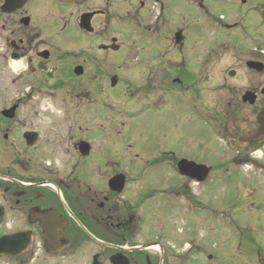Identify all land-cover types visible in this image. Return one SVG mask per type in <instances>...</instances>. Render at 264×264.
I'll return each mask as SVG.
<instances>
[{"label": "flooded vegetation", "instance_id": "obj_1", "mask_svg": "<svg viewBox=\"0 0 264 264\" xmlns=\"http://www.w3.org/2000/svg\"><path fill=\"white\" fill-rule=\"evenodd\" d=\"M6 1L0 0V239H16L1 249L3 254L12 255H2L0 264H264V213L260 209L255 212L254 224L262 230L255 231L253 241L230 244V254L219 257L207 248H196L188 239L181 247L175 232L168 231L167 222L157 223L156 235L149 237L150 226L143 210L149 200L162 198L156 202L160 214L170 213L168 209L163 212L160 204H165L172 208L173 219L180 214V198L189 215L205 208L209 198L204 200L194 192L195 186L205 187L209 179L197 183L180 174L181 161L203 164L194 158L191 149L180 151L172 134H166L163 143L162 139L153 146L146 145L138 141V127L132 125L133 114L147 118L144 125L150 117L156 118L163 105L171 102L168 96L173 95V102L182 108L177 96L189 89L185 87L191 82L187 73L196 76V82H204L194 95L210 123L213 113L209 97L200 100L201 92L210 83L209 63L185 69L196 58L188 30L176 27L165 39L170 44L168 52L174 55L171 68L176 75L167 74L160 65L148 66L146 56L144 62L137 64L140 68L136 66L134 73L130 72L124 81L132 97L128 98L129 109L125 113L129 118L117 128L116 113L100 110L107 103L115 106L112 92L117 85L110 83L107 89H100L104 81L96 69L90 72V64L101 59L97 50L103 51L107 59L121 50L113 49L115 38H111V45L100 48L64 47L60 42L67 38L66 30L72 26L85 37L93 36L80 28V18L86 13L101 12L93 17L92 26L97 18L110 22L111 5L106 10L82 13L72 25L66 24L64 16L57 19L55 14L50 15L49 23L35 21L37 10L40 16L51 14L45 12V7L60 9L63 0H29L13 13L3 10ZM74 1L78 5L84 2ZM124 1L131 8V20L136 18L131 17V12L138 11L137 6L142 11L153 3L163 11L164 1L172 2ZM187 3L209 17L208 0ZM242 4L245 6L246 2ZM246 13L264 18L258 4L251 5ZM59 23L63 25L60 31ZM237 25L224 27L233 31ZM43 34L53 38L57 35L55 41L59 39L60 46L49 45ZM14 64L20 67L15 69ZM77 68L83 69L80 76L75 74ZM136 76L139 79L133 80ZM138 93L144 97L135 99ZM246 93L256 96L253 105L243 101ZM107 97L114 102H105ZM258 103L261 110L253 111L251 128L242 123L233 126L235 118L229 113L223 118L225 142L239 148L245 146L249 152L244 158L234 156V164L241 161L264 166V89L260 95L255 89L247 90L227 107L234 111L241 106L255 108ZM99 118L111 120L101 126ZM259 151L263 154L260 157ZM253 200L256 208H264L263 193L259 192ZM230 229L240 231L238 225Z\"/></svg>", "mask_w": 264, "mask_h": 264}, {"label": "rangeland", "instance_id": "obj_2", "mask_svg": "<svg viewBox=\"0 0 264 264\" xmlns=\"http://www.w3.org/2000/svg\"><path fill=\"white\" fill-rule=\"evenodd\" d=\"M63 1L62 9L45 7V12L51 14L40 16L41 12L37 10L35 21L49 23L52 19L50 15L55 14L57 19L64 16L68 21L66 24L73 25L82 13L90 9L106 10L111 5L112 20L107 22L97 18L93 23L95 28L93 36L85 37L75 26H72L68 27L65 33L68 39L63 35L60 42L64 47L100 48L102 45H111V38L118 40L117 44L121 50L110 54L113 56L112 59H107L103 51L97 50L101 59L90 64V72L96 69L99 79L104 81V87L101 85L100 89L110 87V79L113 76L118 78L116 89L112 92L115 106L107 103L103 105L104 107H100V110L116 113L114 120L117 128L122 127L129 118L125 113L129 109L127 105L132 97L127 93L124 81L130 77V72L134 73L137 64L144 62L143 56H146L150 64L148 66L160 65L167 74L176 75L171 68L175 62L174 55L172 51L168 52L167 47H170V44L165 39L176 27L188 30L192 40L190 47L192 52L196 53V58H192L193 64L188 62L189 65L185 66V69H193L194 64L200 67L201 64L209 63L210 83L201 92L200 100L203 101V96L209 97L213 113L210 118L211 123L206 121V114L194 95V90L200 91L204 82H196V76L187 73L186 78L191 82L185 87L189 89L181 91L177 96L183 104L182 108L177 101L173 102V95L168 96L171 102L168 101L165 106L163 105L162 111L156 114V118L150 117L149 123L144 125L143 123L148 122L147 118L143 119L144 117L133 114L132 125L138 127L136 136L138 141L141 140L149 146L157 144L159 140L161 142L162 139L163 143L165 135L172 134L180 151L191 149L194 158L214 168V173L205 184L206 188L194 187L196 196L204 200L209 198L205 208L197 209L191 215L182 198L179 200L180 214L173 219L172 208L165 204H160L164 209L163 212L168 209L170 213L160 214L156 202L162 198L149 200L143 207L150 226L149 237L156 235L154 228L157 223L167 222L168 231L175 232L174 236L180 239L178 242L181 247L188 239L196 248H207L209 253L218 257L220 254H230L228 253L232 249L230 244L242 243L244 240L252 242L256 237L255 231L262 230L257 229L254 223L257 221L256 210L260 209V212L264 213V208L262 209V206L256 208L253 199L259 192L264 195V166L241 161H236L234 164L235 157L244 158L249 152L245 146L241 145L242 147L239 148L238 145L234 146L232 143L231 146L225 142L224 138H227L223 135L225 129L223 118L229 113L235 118L233 126H236V123L240 126L242 123L243 127L251 128L253 111L261 110L259 103L255 108L241 106L234 111H229L227 106L236 96L244 95L247 90L255 89L260 95V91L264 89V71L259 74L246 67L248 61H259L264 64V18L246 13L251 5L256 4L264 12V0H208L206 8L209 10H207L208 18L202 11L187 3V0H172L171 3L164 1L163 11L159 5L149 3L142 11H139L140 6H137L138 11L131 12V17L136 16L133 18L135 20L129 17L131 8L124 0H84L81 5L74 0L73 3L69 0ZM243 1L246 2L245 6L242 4ZM234 23H238V27L233 31L223 26ZM242 23L245 29L241 28ZM57 27L60 31L63 25L59 23ZM42 36L49 45L60 46L59 39L58 42L55 41L57 35L54 38L47 34ZM73 38L76 39L70 40ZM255 48L259 51H255ZM139 68L137 66V69ZM231 71L236 72L235 77L229 76ZM138 79L139 77L136 76L133 80ZM100 95L101 92L99 97ZM138 97L143 98V93L135 95V99ZM113 98L107 97L105 102H114ZM110 120L99 118L97 121L102 126ZM4 153L7 155L8 152L5 150ZM262 155V151H259L257 156ZM172 222L177 224L176 227ZM234 225H238L240 231H232L230 228ZM262 231L264 232V229Z\"/></svg>", "mask_w": 264, "mask_h": 264}, {"label": "water", "instance_id": "obj_3", "mask_svg": "<svg viewBox=\"0 0 264 264\" xmlns=\"http://www.w3.org/2000/svg\"><path fill=\"white\" fill-rule=\"evenodd\" d=\"M29 0H7L5 7L3 10L7 13H13L16 10L23 7V5ZM101 12H95V13H86L80 18V28L88 33H93L94 28L92 27V19L96 14H99ZM177 40H180V36H176ZM114 46L113 49L119 50V46L115 45L116 40L113 41ZM247 67L251 70L257 71L259 73L264 71V65L261 63L250 61L247 63ZM83 73L82 68H77L75 70V74L77 76H80ZM230 76H235V72H231ZM118 83V80L116 77L111 79V85L114 87ZM256 96L252 93H246L243 97V101L245 103H249L250 105H253L255 103ZM179 171L182 176L190 177L191 179H195L198 182H204L209 173L210 169L203 165H197L193 162L188 161H181L179 164ZM16 237H5L0 240V249H2L4 246H7L8 244H12L13 240H15ZM2 252L0 251V255ZM11 255V254H6Z\"/></svg>", "mask_w": 264, "mask_h": 264}, {"label": "bare ground", "instance_id": "obj_4", "mask_svg": "<svg viewBox=\"0 0 264 264\" xmlns=\"http://www.w3.org/2000/svg\"><path fill=\"white\" fill-rule=\"evenodd\" d=\"M13 67H14L15 69H18V68L20 67V65H19V64H14Z\"/></svg>", "mask_w": 264, "mask_h": 264}]
</instances>
